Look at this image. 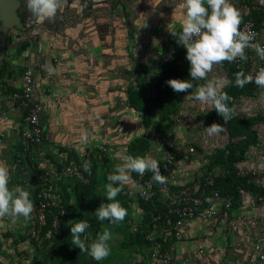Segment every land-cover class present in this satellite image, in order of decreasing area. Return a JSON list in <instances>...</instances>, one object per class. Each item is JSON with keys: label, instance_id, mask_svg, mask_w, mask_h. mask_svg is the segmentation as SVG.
Segmentation results:
<instances>
[{"label": "rangeland", "instance_id": "obj_1", "mask_svg": "<svg viewBox=\"0 0 264 264\" xmlns=\"http://www.w3.org/2000/svg\"><path fill=\"white\" fill-rule=\"evenodd\" d=\"M20 30L26 34L29 32L30 39H38L30 35L31 31L27 27L20 26ZM123 49L118 48L119 52ZM130 51L133 54L132 48ZM136 51L137 48L134 52ZM117 65L111 69L106 62L95 64L90 60L83 65L84 70L81 69V72L87 75H82L83 79L77 78L76 83L78 90L82 93L81 98L87 97L85 109L79 106L78 110H74V102L68 99L67 103L70 104L71 109L66 112L62 101L59 103L56 99L54 105H48L43 103L40 97V99L36 97L35 93L36 99L43 105L41 116L43 143L28 154L21 152V147L17 142V139L20 140L18 134L21 132L23 120L21 119L17 126L11 123L12 117L7 111L6 115L9 119L4 116L5 113L0 116V122L2 118L5 123L7 119L9 120H7L6 127L12 130L5 133L3 141L0 142V162L6 163L10 169L9 187L18 185L24 187L31 193V199L35 205L34 213L27 220L21 217L15 224L8 218L0 220V264H141L145 261L146 251L140 249L134 235L133 227L138 224L141 215L137 208V197L132 194L136 192V187L132 182L124 186V189L132 191L130 197L123 190L122 194H118L116 198L128 210L125 219L118 224L96 219L95 210L100 204L109 202L105 197L108 174L114 171L116 165L123 163L128 145L135 138L144 140V147L138 143L144 156L150 155L157 160L161 155L160 143L168 132L173 136L174 146L178 150L187 149L190 146L196 148L194 158L184 160L179 157V154L176 155L177 182L194 184L197 182L199 173L208 165V161L214 154L212 151L214 146L211 145L207 150L209 153H205L204 150L199 149V144L190 140V125L192 132L195 133L193 136L198 135L207 140L210 138L206 132L207 126L202 123L198 112L196 117L191 116L193 118L174 113L169 115L168 120H158L162 108L160 105L157 106L153 99L156 84L145 77L134 79L132 74L128 84L127 79L111 77L110 72L113 73ZM135 65L141 66L140 63ZM144 71H142L143 74ZM115 75L117 76L116 73ZM44 86L43 84L38 86L40 94L49 93V88ZM114 90L117 93H114ZM125 90L128 92L127 96H125ZM59 91L58 89L54 91L57 94L56 98H58ZM119 91L122 93L119 94ZM65 92L68 91H60L61 96L65 95ZM76 122H84V127L75 125ZM3 132L6 131L3 129ZM82 132H87L88 140L90 139L86 145L79 143V136ZM220 136L219 134L215 136V140H219L217 148L222 147L226 141L224 136L218 139ZM95 138L97 140H94ZM102 145L107 147L108 153L101 160L92 158L94 163L92 183L90 181L89 184H83L73 178H65L54 187L55 202L44 198V207L39 206L36 193L38 191L48 193L47 189L53 181L54 174L60 170L67 158H77L89 150L95 155L98 153L97 147ZM214 168L218 169V167ZM129 201L133 204L128 207L127 202ZM249 203V207H253L254 202ZM262 203L255 208V211L260 209L254 218L249 212H245L244 217H240L241 215L233 211L226 216L220 213L217 221H209V219L206 220L208 222H200L196 229L199 231L198 237L203 239L202 237L205 236L208 240H213L216 250L219 246L217 240L225 237L228 254L230 250L240 247V243L245 245L247 242L244 241L249 237L250 242L253 241L255 245H258L259 239L257 240L256 234L259 229L261 230L259 234H264V227L261 228L264 220V202ZM80 220L89 222L90 240L95 239L97 234L104 230L111 232L112 239L109 241L111 253L108 258L97 262L87 253L80 252L78 246L72 244L70 229L72 224ZM211 223L214 225L212 226ZM200 224L206 225L200 227ZM188 237L184 239L183 244L189 241L190 245V236ZM242 237L244 239L241 242L238 239Z\"/></svg>", "mask_w": 264, "mask_h": 264}, {"label": "crops", "instance_id": "obj_2", "mask_svg": "<svg viewBox=\"0 0 264 264\" xmlns=\"http://www.w3.org/2000/svg\"><path fill=\"white\" fill-rule=\"evenodd\" d=\"M233 2L242 11L243 18L252 10H260L264 13V0H233ZM183 3L184 0H66L64 7L58 11L54 19L46 21L37 28L35 24L29 23V13L25 9L24 0H18L14 12L20 24H7L2 42L3 51L0 54V65L6 63L3 78L9 86L14 88L18 84V72L26 67L31 68L38 80L36 82V97H40L41 101L48 105H54L56 99L59 103L62 101L65 104L63 109L66 112L71 109L70 104L67 103L68 99L74 102V110H78L79 106L81 109H85L87 97L81 98L82 93L78 90L76 79H83L82 75H87L83 74L81 69L84 70L83 65L89 60L95 64L106 62L111 69H114V66L116 67L118 64L117 69L113 73L110 72L111 77L127 79V84L131 74L134 79L145 77L156 83L157 74L168 59L165 54L168 50L174 49V56L172 55L173 57L168 61L170 64L168 68L172 74L171 78L192 80L189 75L188 62L183 54L184 49L177 43L176 37L169 32L176 31L179 33L180 31L184 17ZM145 20L147 27L142 28ZM20 26L33 31L35 38L38 37V39H30L29 32L28 34L23 33ZM259 27L264 30V20L260 22ZM120 47L124 48L122 52L118 50ZM130 48L133 49V54ZM135 48H137L136 52H134ZM131 57L135 58L132 59ZM136 63H140L141 66H136ZM143 68L145 71L142 70ZM141 70L144 71V74ZM218 75L229 80L221 65H218L209 74V79ZM37 83L38 86L43 84L44 87H48L49 93L40 94ZM203 83L206 81H193L194 86ZM65 87L66 89H64ZM56 89L68 92L61 96L59 91L58 98H56L57 94L54 92ZM121 91L119 94L123 92ZM125 91V96H127L128 92ZM191 91L192 89H189L187 92L177 93L170 86L168 87L167 98L174 102L175 113L193 118L201 112L209 110L206 105H201L187 98ZM254 91L255 89L251 94H239V98L234 99V109L239 119H242L241 117L249 118L251 122L248 128L254 130V136H257L255 144L250 145L243 158L236 163L238 167L257 165L258 152L264 147V89H258L256 93ZM114 93L117 92L114 90ZM94 101H98V99H94ZM6 111L12 117V122H10L14 125H17L22 119L19 108L0 99V116L3 113H5L4 116H7ZM7 118L9 119L8 116ZM3 119L0 122V142L3 141L5 133L12 131L11 128L6 127L9 120L7 119L8 121L6 120L5 123ZM214 122L222 124L224 131L219 133V136L221 135L222 138L224 136L226 141L223 146H226L228 141L226 122L223 120L212 121V123ZM207 123L204 126L212 124L208 123L209 125H207ZM75 125L84 127V122H76ZM186 127L188 128V126ZM3 129L6 132H3ZM189 131L190 140L199 144L201 151L204 150L205 153H209L207 150L210 149L211 145L214 146L213 152L218 149L219 140H215V136L218 134L210 136L207 140L198 135L193 136L195 133L192 132L191 125ZM244 135L243 133L233 139L237 140ZM221 136L217 138L221 139ZM247 184L263 188L264 176L248 177ZM235 202L226 215H230L234 211L235 214L244 217V213L249 212L254 218L260 209L255 211V208L264 202V193L250 189L241 190ZM249 202H254L253 207L250 206L253 209L249 207ZM226 215L224 214V216ZM217 218L218 216L213 217L209 221H217ZM200 222L208 221H194L188 226L185 238L190 236V245L189 241L185 244L181 243L182 246L178 249L175 264H264L260 252V246L264 242V234H259L260 229L256 234L257 240L259 239L258 245H255L253 241L250 242L249 237L244 241L247 242L245 245L240 243V247L230 250L228 254L225 237L217 240L219 243L217 250L213 246V240H208L205 236L202 237L203 239L198 237L199 231L196 229ZM211 224L214 225V223ZM200 225V227H204L206 224ZM263 227L264 220L261 228ZM243 239L242 237L238 240L242 242Z\"/></svg>", "mask_w": 264, "mask_h": 264}, {"label": "clouds", "instance_id": "obj_3", "mask_svg": "<svg viewBox=\"0 0 264 264\" xmlns=\"http://www.w3.org/2000/svg\"><path fill=\"white\" fill-rule=\"evenodd\" d=\"M66 0H24V6L29 13V23L37 28L46 21L54 19L58 11L64 7ZM184 17L179 33L169 31L176 37L177 43L186 49V59L189 62V75L192 80L170 78L166 83L174 92H187L192 89L187 98L191 101L206 105L209 110L222 117L224 122L236 115L234 108L229 106L231 97L224 91L229 81L224 76L209 79V74L224 62L234 63L236 60L246 61L245 50L251 48L264 60V46L255 42L256 34L241 30L243 23L242 11L233 0H184ZM147 27L145 20L142 28ZM254 82L264 89V68L255 77L238 71L235 74V86L243 88ZM193 81H206L194 86ZM222 124L212 123L207 126L209 136L222 133ZM79 143H88V133L82 132ZM85 171H90V162L83 165ZM143 176L151 172L152 180L158 184L167 183V178L160 172V163L150 155L123 157V163L116 165L112 173L108 174L105 197L106 203L100 204L95 210L96 219L118 224L128 215V210L116 199L125 185L132 182L131 173ZM10 169L4 162H0V220L8 218L15 224L19 218H31L35 205L31 193L22 186L9 187ZM90 224L87 220H80L70 229L72 244L79 247L95 261H103L109 257L111 248L109 241L112 234L108 230L97 234L95 239L89 238Z\"/></svg>", "mask_w": 264, "mask_h": 264}, {"label": "built area", "instance_id": "obj_4", "mask_svg": "<svg viewBox=\"0 0 264 264\" xmlns=\"http://www.w3.org/2000/svg\"><path fill=\"white\" fill-rule=\"evenodd\" d=\"M241 30L251 31L256 34L255 42L264 46V30L255 25L254 18L249 15L241 24ZM30 35L34 36L31 31ZM186 59V49L180 45ZM247 60H236L234 65L241 69L245 74L251 75L253 78L257 72L264 68V60H261L254 50L248 48L245 50ZM174 49H170L165 54L166 58L172 57ZM187 60V59H186ZM188 62V60H187ZM189 67V62H188ZM18 84L9 89L7 81L0 76V99L9 102L21 111L22 128L19 134L21 142V152L28 154L36 146L43 143V129L41 123L42 105L35 97L37 78L31 68H23L18 73ZM256 93L260 88L255 84ZM260 91V90H259ZM241 117V115H240ZM242 118V117H241ZM177 121V120H176ZM202 123L206 124L207 120L203 119ZM98 153L93 155L92 152L85 151L81 156L75 158H67L61 166L60 170L53 176V181L48 187V193H36L40 207H44V198L55 202V186L65 178H73L83 184H88L94 173L92 158L101 160L108 153L106 146L97 147ZM161 155L157 161L160 163V172L167 178V183L158 184L148 178L146 172L143 176L137 174L139 183L132 179V184L136 187V192L123 189L124 193L135 194L137 197V208L142 216V210L139 206V201H149L151 199H159L161 205L166 209L165 212H157L151 214L150 230L144 236V239L151 242L146 248L144 258L147 264H175L177 252L184 241L185 232L191 222L206 221L213 217H217L220 213L226 215L231 208V200L228 197L222 196L220 191L214 187L215 177L221 173L220 169L208 171L204 168L197 176V182L194 184H185L177 182L176 177V155L179 154L184 160L194 158L196 148L190 146L187 149L175 148L173 136L168 132L167 136L161 141ZM257 165L252 167H238L237 175L258 178L264 176V147L258 152ZM85 162H90V171H85L83 165ZM209 195H208V193ZM133 202H127V206H131ZM133 227L136 232L141 225V219ZM261 260L264 263V242L260 246Z\"/></svg>", "mask_w": 264, "mask_h": 264}, {"label": "trees", "instance_id": "obj_5", "mask_svg": "<svg viewBox=\"0 0 264 264\" xmlns=\"http://www.w3.org/2000/svg\"><path fill=\"white\" fill-rule=\"evenodd\" d=\"M263 14L264 13L260 10H252V12H250L248 15L245 16V18H243V21L249 15H251L255 20V25L259 27L260 22L264 20ZM172 57L168 58L165 61V63L162 65V69L157 74V82L155 83L156 92L153 96V99H155V103H157V106L160 105V107L162 108V111L160 110L161 116L158 119L160 121L168 120L169 115L174 114L176 112V107L174 105V102L167 98L169 85L166 83V81L172 77V74L168 68L170 65L168 61L171 60ZM221 67L224 69L225 73L227 74L229 81H231V83L224 88V91L232 98L231 101H229L228 103L230 107L234 108V99L239 98V94L242 93L251 94L256 87L250 84H246L243 88L236 87L235 74L238 71H242V70L237 68L234 65V63H228V62H224L223 65H221ZM5 70H6V63L4 62L0 65L1 77H4L3 75ZM8 87L9 89H13L12 86L8 85ZM139 93L138 95L140 96L141 93L140 94ZM199 117L202 120L203 119L207 120L208 123H212V121H216V120H223L222 117H220L215 112L214 109L201 112L199 114ZM250 122L251 121L249 118L242 117V119H239L237 113L235 116H233L232 119L228 120L225 123L228 130L227 144L222 148H218L214 152L212 158H210V160L208 161V165L206 166V169L208 171L214 170L215 168L213 169V167H218V169L221 170V173L215 177L214 187L220 191V194L222 196L230 198L231 207L233 204L236 203L235 201L240 195L241 190L250 189V190H257L259 193H264V187L260 188L253 185H249L247 184V180H248L247 176L237 175L236 163H238L243 158L247 149L250 147V145L255 144V139H257V136H254L255 133L254 130L252 131L251 129L248 128V126H250ZM243 133L245 135L242 138H238L237 140L233 139L235 137H238L239 135H242ZM143 142L144 140L135 138L132 142L129 143L128 148L126 150V155H132L134 157L144 156L143 154L144 152H141L142 149H140L139 147L140 145L138 146V143H141V147H144L145 144ZM18 145L21 147L20 140L18 141ZM93 167H94V163H93ZM146 176L148 178H151V173L148 172ZM93 177H94V173L90 183L93 182L94 179ZM131 177L136 183H139L137 178V173L135 172L131 173ZM139 206L142 210L141 225L139 226L138 230L134 233V235L136 237L139 246L141 247L140 249L141 250L143 249L142 251L144 250L146 251V248L149 247L151 244L149 240L144 239V236L150 230L151 214L157 212L162 213L165 212L166 209L161 205V201L159 199H155V200L151 199L147 202L140 200ZM141 264H147V263L146 261H143Z\"/></svg>", "mask_w": 264, "mask_h": 264}, {"label": "water", "instance_id": "obj_6", "mask_svg": "<svg viewBox=\"0 0 264 264\" xmlns=\"http://www.w3.org/2000/svg\"><path fill=\"white\" fill-rule=\"evenodd\" d=\"M17 4L18 0H0V54L3 51L2 42L7 24H20L14 12Z\"/></svg>", "mask_w": 264, "mask_h": 264}]
</instances>
